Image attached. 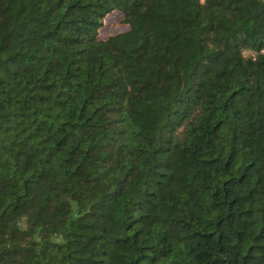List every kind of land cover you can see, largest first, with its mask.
<instances>
[{"label":"trees","instance_id":"obj_1","mask_svg":"<svg viewBox=\"0 0 264 264\" xmlns=\"http://www.w3.org/2000/svg\"><path fill=\"white\" fill-rule=\"evenodd\" d=\"M0 264H264V0H0Z\"/></svg>","mask_w":264,"mask_h":264},{"label":"rangeland","instance_id":"obj_2","mask_svg":"<svg viewBox=\"0 0 264 264\" xmlns=\"http://www.w3.org/2000/svg\"><path fill=\"white\" fill-rule=\"evenodd\" d=\"M113 20H114V18H112V17L109 18L107 26L105 27V29L102 30V34L118 30L117 27H114V26L111 25Z\"/></svg>","mask_w":264,"mask_h":264}]
</instances>
